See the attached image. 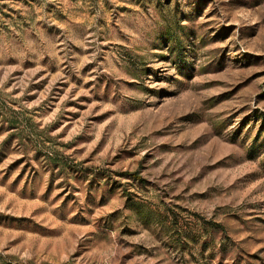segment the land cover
<instances>
[{
  "label": "rangeland",
  "instance_id": "1",
  "mask_svg": "<svg viewBox=\"0 0 264 264\" xmlns=\"http://www.w3.org/2000/svg\"><path fill=\"white\" fill-rule=\"evenodd\" d=\"M0 264H264V0H0Z\"/></svg>",
  "mask_w": 264,
  "mask_h": 264
}]
</instances>
